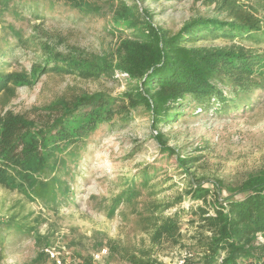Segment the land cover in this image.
I'll return each mask as SVG.
<instances>
[{"label": "trees", "instance_id": "1", "mask_svg": "<svg viewBox=\"0 0 264 264\" xmlns=\"http://www.w3.org/2000/svg\"><path fill=\"white\" fill-rule=\"evenodd\" d=\"M180 1L184 0H0V24L6 25L0 26V187L15 190L51 211L69 203L71 167L91 137L102 127L112 130L132 125L133 113L139 110L149 117V134L142 143L152 140L161 156L175 157L177 166L187 173L188 164L198 158L181 157L167 146L160 129L181 121L187 109H198L195 117L199 120L207 114L222 117L245 111L251 95L264 90V51L242 43H264V25L256 10L240 0H192L214 5L226 18H191L174 34L153 24L146 4ZM256 4L264 9V0ZM57 6L81 19L109 14L107 35L115 38L114 46L98 55L65 45L58 33L41 26ZM25 17L38 22L32 25L30 36L1 22L8 18L20 22ZM217 40L230 44L198 46ZM31 49L37 56L28 70H7L15 59L14 51ZM50 73L85 81H113L116 73H124L128 86L117 95L103 91L62 95L33 109V117L4 109L17 89L32 88ZM138 146L134 145L129 157L139 152ZM159 171L153 164L129 180H118L120 191L106 209L112 217L118 205L131 208L143 230L151 231L153 242L179 246L178 216L161 214L182 198L177 196L164 206L153 202L161 193L157 190L160 184H152ZM211 187L191 181L184 192L193 205L198 201L203 205L192 211L199 230V236L192 239L199 252L188 250L193 258L185 264H252L257 260L254 235L264 232V169L247 175L227 190L226 197H221L224 189L218 182ZM141 195L148 201L137 203ZM3 231L0 242L11 232L31 236L36 229L9 218L0 222ZM71 254L81 264H96L91 254ZM129 263L154 264L149 258L135 257Z\"/></svg>", "mask_w": 264, "mask_h": 264}, {"label": "rangeland", "instance_id": "2", "mask_svg": "<svg viewBox=\"0 0 264 264\" xmlns=\"http://www.w3.org/2000/svg\"><path fill=\"white\" fill-rule=\"evenodd\" d=\"M240 2L254 8L264 25V9L261 10L256 0ZM146 6L152 12L153 24L171 34L191 18H226L216 11L214 5L208 7L192 0L157 2ZM56 10L41 26L46 31L58 33L64 38L65 45L98 55L114 46L115 38L107 35L109 14L81 19L61 6H57ZM4 21L26 36L33 34L32 25L38 24L29 21L28 17L20 22L10 18L1 22ZM228 44L230 42L217 40L199 43L198 46ZM242 44L264 51V43ZM14 56L8 71L28 70L37 55L31 49L14 51ZM127 86V80L116 77L113 81H85L50 73L32 88L17 89L4 109L33 117V109H40L62 95L96 91L117 95L124 92ZM248 106L236 115L221 117L207 114L200 120L195 117L198 109H187L183 111L187 115L181 121L160 129L167 146L175 148L181 157L198 158V161L188 164L187 173L177 166L175 157L166 159L161 156L152 140L142 143L149 134V117L139 110L133 113L132 125L112 130L102 127L91 137L76 166H70L72 195L69 203H62L58 209L51 211L15 190L0 187V222L13 218L22 226L36 229L35 235L31 236L15 232L6 234L5 241L0 242V264H42L45 259L41 250L46 244L84 255L106 247L108 256L99 264H130L132 257L149 258L154 264H177L183 250L199 252L196 239H192L199 236L197 218L192 211L196 206L203 205L200 201L193 205L189 196L184 195L189 183L201 181L203 188L212 190L211 183L218 182L224 189L221 197H226L227 190L238 186L247 175L264 169V90L254 92ZM135 144H139V152L129 157ZM153 164L160 171L152 184H160L157 190L161 191L153 202L164 206L177 196L182 198L179 204L161 214L178 216L182 236L179 246L153 242L151 231L143 230L144 226L131 213V208L118 205L112 217L106 209L110 199L120 191L118 180H129ZM144 195L137 199V203L148 201ZM139 204L138 208H141ZM1 235L4 231L0 232Z\"/></svg>", "mask_w": 264, "mask_h": 264}, {"label": "built area", "instance_id": "3", "mask_svg": "<svg viewBox=\"0 0 264 264\" xmlns=\"http://www.w3.org/2000/svg\"><path fill=\"white\" fill-rule=\"evenodd\" d=\"M115 77L122 80H127L128 78L124 73H116ZM254 247V255L257 257V260L252 264H264V232H258L254 235ZM41 253L45 258L42 264H81V260L78 257L73 256L70 250L63 247L45 246L42 248ZM107 256L108 249L106 247H102L91 254L92 261L96 264L101 263ZM192 258V253L188 250H183L177 264H185L187 260Z\"/></svg>", "mask_w": 264, "mask_h": 264}]
</instances>
